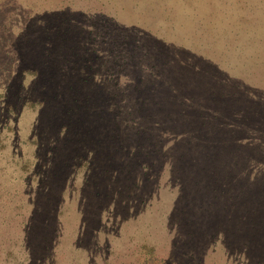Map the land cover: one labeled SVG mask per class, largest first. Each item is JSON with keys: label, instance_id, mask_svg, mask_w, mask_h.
Masks as SVG:
<instances>
[{"label": "rangeland", "instance_id": "rangeland-1", "mask_svg": "<svg viewBox=\"0 0 264 264\" xmlns=\"http://www.w3.org/2000/svg\"><path fill=\"white\" fill-rule=\"evenodd\" d=\"M0 264H264V0H0Z\"/></svg>", "mask_w": 264, "mask_h": 264}, {"label": "trees", "instance_id": "trees-1", "mask_svg": "<svg viewBox=\"0 0 264 264\" xmlns=\"http://www.w3.org/2000/svg\"><path fill=\"white\" fill-rule=\"evenodd\" d=\"M113 17V16H112ZM140 33L139 29L130 27L127 31L126 36L129 38V40L137 41V42H142L140 38H138V34ZM146 53V52H145ZM153 66V65H152ZM254 90L247 88L246 86L243 87L242 90H240V93L242 94L243 97H250L249 94L253 92ZM247 99V98H246Z\"/></svg>", "mask_w": 264, "mask_h": 264}]
</instances>
